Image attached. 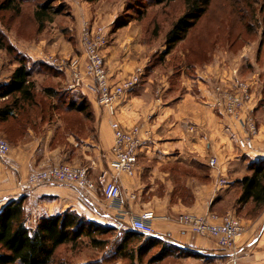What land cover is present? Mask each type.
<instances>
[{
	"label": "crops",
	"instance_id": "crops-1",
	"mask_svg": "<svg viewBox=\"0 0 264 264\" xmlns=\"http://www.w3.org/2000/svg\"><path fill=\"white\" fill-rule=\"evenodd\" d=\"M84 16L79 17L86 19ZM132 23L130 21L125 30L113 32L105 50L112 82L132 73L142 76L141 83L118 102V119L122 125L126 128L141 125L147 139L136 172L118 176L123 190L121 199L111 203L101 188L85 195L67 184L26 185L31 173L61 162L92 165L94 176L107 166L114 143L110 116L97 96L85 87L70 88L78 104L87 100L89 117L73 107L75 100L65 104L62 97L67 94L62 95L61 103L57 100L60 95L44 94L42 97L52 102L31 108L33 122H18L13 115L0 121V130L11 143L6 161L0 160V212L9 201L27 195L30 226H35L43 215L71 209L104 226L131 230L134 217L153 210L155 235L161 238V247L167 252L163 259L156 261L158 264H264V205L253 214L252 200L239 202L242 179L251 173V165L264 161L262 100L255 110L262 125L257 149L245 152L236 142L242 133L238 123L214 106L213 87L223 68L213 62L212 52L204 61L191 66H184L182 59L176 66L169 67L174 71L172 82L170 75L164 72L165 65L152 62L149 54L152 48L140 42L144 40L143 30L132 27ZM12 43L20 51L25 50L23 44ZM121 45L126 49L124 52ZM36 47L29 50L33 57L34 53H41V45ZM183 55L186 56L184 52ZM16 66L4 73L3 83L9 80ZM59 71L62 70L50 76L69 88V71ZM9 99L0 98V105ZM13 114L19 116L15 111ZM37 115L42 133L31 125L38 124ZM70 116L77 120L74 122ZM25 123L29 124L27 131L19 134L17 127L23 128ZM85 127L87 134L78 135ZM212 158L217 159L216 165L210 164ZM209 212L242 217L246 230L238 241L235 259H232V251L220 246L214 238L197 234L177 220L181 213L205 215ZM66 250L65 255L73 264L128 262L123 256L105 260L108 248L89 246L75 251L70 246L61 248L63 252ZM86 250L96 255L91 256ZM150 255L148 253L144 261L136 257L135 264H148L146 260Z\"/></svg>",
	"mask_w": 264,
	"mask_h": 264
},
{
	"label": "rangeland",
	"instance_id": "rangeland-1",
	"mask_svg": "<svg viewBox=\"0 0 264 264\" xmlns=\"http://www.w3.org/2000/svg\"><path fill=\"white\" fill-rule=\"evenodd\" d=\"M3 1L0 0V5ZM43 2L49 3L54 13L52 20L46 21L40 28L33 12L37 4ZM185 10V0H23L20 13L0 7V29L6 33L10 41L25 46V52L19 49L18 51L27 56L30 60L29 63L34 65L33 79L36 83L37 98L43 103L42 106L52 102L42 97L46 94L44 89L52 87V95H60L57 98L59 103L62 102V95L67 94L64 98L62 97L65 104L68 105L71 100H75L72 103L77 107L78 101L75 99V95L73 96L75 92L72 93L73 91L67 85L64 86L61 82L57 83L50 76L55 72L58 73V70H62L59 71L60 73H67L68 70L57 69L55 65L47 62V57L55 56L59 60L75 56L83 57L81 36L86 22L92 26H106L109 41L113 32L125 30L129 22L132 21V27L142 29L144 32L142 38L144 40L140 42L143 44L142 41H144L152 48L149 50L152 62H162L165 65L164 72L168 76L170 75L172 82L174 71H170L171 68L169 69V67L176 66L182 59L184 66H190L193 61L198 63L204 56L200 49L209 50V53L212 52L213 62L218 63L223 68L221 76L216 78L217 83L222 79L235 77L248 79L255 86H258L256 95L259 101L252 112L257 118L261 131L262 125L255 114V110L260 105L261 100V104H264V0H212L207 13L189 32L186 40L178 43L170 52L164 53L167 47V34ZM82 14L86 16H84L86 19L79 17ZM38 45H41V53H34L33 57L29 50ZM121 48L122 52L126 50L123 45ZM138 48H140V43H138ZM64 49L66 50L64 51ZM105 50L106 48H104V54ZM183 52L185 57H183ZM14 64L17 65L14 61V55L0 49L1 81L4 80V73L12 71ZM107 68L109 71L108 63ZM102 108L105 110L104 107ZM22 115L24 117L23 122H33L28 117V113L26 115L23 112ZM261 117V121H264V105ZM70 118H73L74 122L77 120L74 116H70ZM39 121L40 118L37 115L38 124L31 125H34L37 132H43V127L39 125ZM27 126H29L27 123L23 128L18 126L16 131L19 134L22 131H27ZM77 133L82 136L83 134L86 135L87 128L85 127L84 132ZM260 208L262 207L254 208L251 213L256 214ZM161 246L159 244L152 249L149 258L157 254L162 248ZM80 251L82 250L78 252ZM86 252L91 256L96 255L93 251L86 250ZM65 253L68 251L62 252L60 257L64 256ZM146 261L148 264H158V262ZM70 262L72 259L67 263ZM124 264H129V262Z\"/></svg>",
	"mask_w": 264,
	"mask_h": 264
},
{
	"label": "built area",
	"instance_id": "built-area-1",
	"mask_svg": "<svg viewBox=\"0 0 264 264\" xmlns=\"http://www.w3.org/2000/svg\"><path fill=\"white\" fill-rule=\"evenodd\" d=\"M108 30L104 25L92 26L86 22L81 36L83 57L58 59L47 57V62L59 69L69 71V88L85 87L97 96L99 104L105 108L114 132V143L110 150L107 166L98 175H93L92 165L61 162L31 173L26 180L27 186L41 184L71 185L85 195L102 189L107 200L115 203L123 195L122 184L118 180L120 174L133 175L136 172L140 152L147 140L143 135L142 126L135 124L124 127L118 119V102L130 90L142 81L139 73H132L119 82H112L104 48L108 44ZM0 74V81H1ZM258 86L248 79H222L214 85V106L223 114L233 118L241 128L237 137L238 147L245 151L257 149V137L260 127L252 110L259 98L256 95ZM11 151L10 141L0 132V160L6 161ZM217 159L210 160L216 165ZM156 215L153 210H146L134 217L131 229L144 234H155L153 221ZM177 220L189 226L193 232L214 238L218 244L230 249L232 259L238 254V241L245 233L243 219L234 213L219 215L209 212L205 215L181 213ZM218 264H226L219 262Z\"/></svg>",
	"mask_w": 264,
	"mask_h": 264
},
{
	"label": "trees",
	"instance_id": "trees-1",
	"mask_svg": "<svg viewBox=\"0 0 264 264\" xmlns=\"http://www.w3.org/2000/svg\"><path fill=\"white\" fill-rule=\"evenodd\" d=\"M22 1L4 0L0 7L20 13ZM211 3L212 0H185L186 10L168 32L164 53L170 52L178 43L186 40L189 32L207 13ZM52 10L53 8L47 2L37 4L33 14L40 28L46 21L52 20L54 13ZM0 49L14 55V61L17 63L9 80L0 82V98H10L8 102L0 105V121H6L13 115L18 122H22L23 112L26 115L28 113L30 117L32 107L43 105L37 98L36 83L33 79L34 65L29 63L27 56L18 51L2 29H0ZM200 51L204 53L200 61L202 62L210 51L203 48ZM44 92L52 94L53 88L47 87ZM73 106L84 113L90 108L87 100H83L77 107L74 104ZM13 111L19 116L13 114ZM86 114L90 116L89 111ZM241 184L242 194L239 202L252 200L254 208L262 207L264 205V161L251 165V173L242 179ZM27 199V195L13 199L0 212V264H68L67 262L71 260L68 256L60 257L63 252L61 248L64 246H70L72 251L89 246L99 249L108 248L104 254L105 260L123 256L129 264H135L136 257L139 261H144V257L162 243L161 238L155 234H144L124 228L117 230V228L89 220L71 209L52 215H43L37 220L35 226H30L28 224L30 206ZM166 254L165 247L161 248L157 254L151 256L149 262L161 260Z\"/></svg>",
	"mask_w": 264,
	"mask_h": 264
}]
</instances>
